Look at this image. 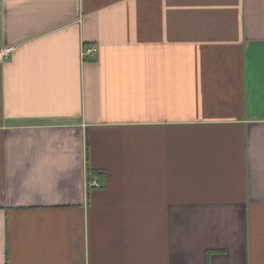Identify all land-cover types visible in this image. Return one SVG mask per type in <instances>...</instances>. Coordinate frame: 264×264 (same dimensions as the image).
<instances>
[{
    "label": "crops",
    "instance_id": "obj_1",
    "mask_svg": "<svg viewBox=\"0 0 264 264\" xmlns=\"http://www.w3.org/2000/svg\"><path fill=\"white\" fill-rule=\"evenodd\" d=\"M0 53V264H264V0H0Z\"/></svg>",
    "mask_w": 264,
    "mask_h": 264
},
{
    "label": "built area",
    "instance_id": "obj_2",
    "mask_svg": "<svg viewBox=\"0 0 264 264\" xmlns=\"http://www.w3.org/2000/svg\"><path fill=\"white\" fill-rule=\"evenodd\" d=\"M14 49V46L13 45H9L7 47L4 48V51L2 54H8L10 53L12 50ZM97 53V48L95 45H84L82 47V50H81V56L82 58L85 60V59H92L95 57ZM1 54V53H0ZM95 185H98L96 184L95 182H93Z\"/></svg>",
    "mask_w": 264,
    "mask_h": 264
}]
</instances>
